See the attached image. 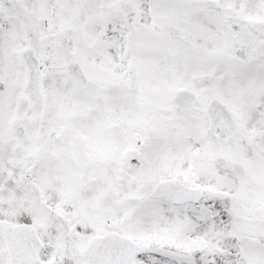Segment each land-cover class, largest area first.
Segmentation results:
<instances>
[{"label": "snow or ice", "instance_id": "1", "mask_svg": "<svg viewBox=\"0 0 264 264\" xmlns=\"http://www.w3.org/2000/svg\"><path fill=\"white\" fill-rule=\"evenodd\" d=\"M0 264H264V0H0Z\"/></svg>", "mask_w": 264, "mask_h": 264}]
</instances>
